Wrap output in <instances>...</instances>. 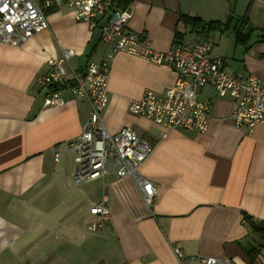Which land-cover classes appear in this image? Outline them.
I'll list each match as a JSON object with an SVG mask.
<instances>
[{"label": "crops", "instance_id": "1", "mask_svg": "<svg viewBox=\"0 0 264 264\" xmlns=\"http://www.w3.org/2000/svg\"><path fill=\"white\" fill-rule=\"evenodd\" d=\"M231 4L133 0L126 7L132 11L127 30L146 34L155 50L165 52L177 43L176 34L183 43L203 38L190 32L181 15L226 22L243 16L250 4L251 26L259 34L246 51L235 39L233 49L225 48V33L206 38L227 69L264 83V0ZM47 19L48 28L25 44H0V264H200L198 255L250 264L253 249L259 253L252 264H264L261 240L242 222L243 213L264 221V125L253 133L237 127L235 102L211 87L199 92V100L211 104L205 134L167 130L135 115L129 110L132 101L147 91L163 96L178 74L169 66L116 54L103 122L111 134L130 128L154 146L140 168L153 183L154 202L148 207L134 180L115 177L112 164L108 176L78 188L74 157L66 146L81 134L90 106L64 92L62 106L45 107L49 93L40 80L50 72L49 60L61 58L64 50L76 53L70 68L83 73L89 62L106 60L113 43L102 41L100 29L90 31L78 22L67 5L49 11ZM99 203L108 211L103 229L83 230L80 215L96 222L90 208ZM177 248L184 254L181 262Z\"/></svg>", "mask_w": 264, "mask_h": 264}, {"label": "built area", "instance_id": "2", "mask_svg": "<svg viewBox=\"0 0 264 264\" xmlns=\"http://www.w3.org/2000/svg\"><path fill=\"white\" fill-rule=\"evenodd\" d=\"M62 5L69 6L75 19L85 23L90 31L100 29L104 43H113L112 54L102 63L89 62L83 73L70 68L76 53L64 50L61 58L49 60L50 72L40 80L49 93L44 99L45 107L62 106L64 92L86 100L90 106L81 134L66 146L74 157L77 185L108 176L112 164L115 177L134 180L148 207L154 202L153 183L140 173L154 146L130 128L111 134L102 118L109 103L112 61L119 53L172 67L178 74L176 83L163 96L147 91L132 101L129 110L135 115L167 130L205 134L211 122V104L200 101L199 92L211 87L219 97L235 102L232 121L237 127L253 133L257 125H264V83L259 77L253 74L244 77L227 69L223 58L212 55L214 43L209 38L177 42L165 52L155 50L146 34L127 30L131 8L121 10L115 0H0V44L15 47L25 44L48 28L47 13ZM166 137L167 133L162 134V138ZM60 150L59 146L53 150L56 162ZM90 214L97 221L89 222L87 231H101L108 217L104 204H94ZM174 254L179 262L184 259L178 248ZM196 260L200 264H229L228 260L201 255Z\"/></svg>", "mask_w": 264, "mask_h": 264}, {"label": "trees", "instance_id": "3", "mask_svg": "<svg viewBox=\"0 0 264 264\" xmlns=\"http://www.w3.org/2000/svg\"><path fill=\"white\" fill-rule=\"evenodd\" d=\"M133 0H119V8L124 9L130 4H132ZM250 4L248 5L243 16L238 18L230 17L226 22H206L202 20L200 17L189 16V15H181L180 20L184 23V25L190 29V32L195 34L197 37L206 38L212 33H231L234 36L235 44L237 46H242L245 48V51L250 46V42L252 40V34L254 33V29L251 26L250 21ZM183 36L176 34V41L181 42ZM260 42L264 43V33L260 37ZM242 222L248 225L252 232L261 240L262 245L261 249L264 248V221H255L249 215L243 213L242 214ZM259 250L253 249L248 251V255L250 257V264L254 263L257 260V256Z\"/></svg>", "mask_w": 264, "mask_h": 264}, {"label": "rangeland", "instance_id": "4", "mask_svg": "<svg viewBox=\"0 0 264 264\" xmlns=\"http://www.w3.org/2000/svg\"><path fill=\"white\" fill-rule=\"evenodd\" d=\"M236 1L237 0H229V2L232 3L231 4L232 7H235ZM203 7H204V5L203 6H196V7H194L195 8L194 10H199V9H202ZM253 32L254 33L252 34V37L255 38L259 34L258 29H257V31L254 30ZM217 38H218V35H215L216 40H217ZM224 41H225V43H223V45H225V48L233 49V47H234V36L231 33H225ZM87 184H90V183H87ZM86 186H89V185L81 184L78 186V188H86ZM84 207L85 208L88 207V211H89V206H86L84 204ZM85 212H87V210H85ZM79 218L80 219H78V222L83 227V230H85V229L87 230V224H89V222H94V221H88V219L84 216V214H81ZM85 221H86V223H85Z\"/></svg>", "mask_w": 264, "mask_h": 264}]
</instances>
